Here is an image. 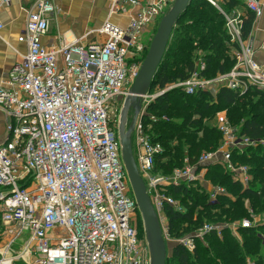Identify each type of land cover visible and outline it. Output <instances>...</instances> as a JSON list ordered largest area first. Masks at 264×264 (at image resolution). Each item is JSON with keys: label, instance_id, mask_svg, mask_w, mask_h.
Returning <instances> with one entry per match:
<instances>
[{"label": "built area", "instance_id": "obj_1", "mask_svg": "<svg viewBox=\"0 0 264 264\" xmlns=\"http://www.w3.org/2000/svg\"><path fill=\"white\" fill-rule=\"evenodd\" d=\"M208 1L218 6L216 0ZM243 1L255 17L264 14V0ZM11 2L0 0V15ZM57 2L33 0L19 36L27 52L0 80V223L11 231L0 250V264H151L145 233L138 229L140 211L118 130L124 100L148 51L143 34L175 0H112L109 18L97 31L102 39L64 38L47 47L42 38ZM114 15H126L128 23L112 22ZM244 18L239 12L226 15L233 39H242ZM3 27L0 21V32ZM255 53L254 45L244 41L228 72L209 78L203 73L205 61H200L186 80L142 96L132 133L134 152L170 245L194 251L197 241L211 233L264 225V217L256 224L249 219L225 225L205 222L194 232L172 238L166 215L167 206L184 210L168 193L170 187L198 185L207 190L211 202L226 192L205 179L209 165L225 163L233 179L248 187L253 179L250 169L235 165L232 155L247 146L264 148V138L236 137L224 124L223 147L202 153L196 163L186 158L183 167L162 174L155 172V164L164 147L148 132L159 120L149 107L169 89L188 95L213 88L216 93L220 87L240 95L251 88L264 89V65ZM133 115H128V123ZM19 241L22 246L16 250Z\"/></svg>", "mask_w": 264, "mask_h": 264}, {"label": "trees", "instance_id": "obj_2", "mask_svg": "<svg viewBox=\"0 0 264 264\" xmlns=\"http://www.w3.org/2000/svg\"><path fill=\"white\" fill-rule=\"evenodd\" d=\"M208 2V0H190L186 12L173 29L150 92H153L155 87L163 89L179 80L189 78L196 67L197 61L194 56L198 49L206 48L208 52H205L203 57L206 63L203 72L205 76L212 78L232 69L234 60L216 63L217 54L209 53L211 50L219 49L222 44L218 41L220 38L230 42L226 28L223 27L225 19L222 13L211 7L214 19L213 17L188 19L196 12L193 8L194 3L208 4ZM237 4L239 0L223 1V6L229 12H232ZM207 6L210 7V4ZM254 18L255 14L252 12L248 11L245 15L242 38L249 35ZM199 24L208 26L206 25L205 30ZM235 46L238 48L239 45ZM173 91H177L176 96L173 95ZM254 95L263 99L253 101L251 97ZM258 107H261L262 111L259 112ZM214 108H226L232 111L238 108V111L249 113L244 120L240 117L237 121L233 116L234 113H230L229 118L232 124L240 125L241 136L251 139L264 138V89L251 88L244 95H240L239 92L227 87H220L215 96L209 91L195 95H188L181 89L167 91L149 107V113L157 115L159 120L152 124L148 132L154 141L160 142L164 147L163 153L156 158L155 172L169 174L174 169L183 167L185 158L191 163H196L202 149L218 148L222 134L217 128L211 130L205 128L203 136H198L200 125L211 111H216ZM177 112L181 116L178 121L171 117ZM166 113L169 119L163 118ZM239 121L241 123H238ZM149 122V119H146V123ZM185 142L188 145L186 149L180 145ZM232 160L251 167L253 179L248 187L245 188L238 181H234L231 174L217 164L207 167L206 178L213 184L226 186L236 199L220 194L216 201L211 202L209 193L201 192V187L198 185L184 183L169 188L168 193L179 199L184 208L183 211H177L172 206L166 207L172 238L194 232L205 221L220 222L223 218L226 221H234L248 216L244 198H249L255 207L263 209L264 212V148L258 145L245 147L241 152L234 150ZM137 223L139 232L143 235V222L139 213ZM239 233L242 235V242L232 235L229 228L223 230L222 238L216 233H211L204 240L197 241L194 251H189L182 245L172 244L171 247L169 246L166 264H248L247 259L254 260L256 264H264V225L239 228Z\"/></svg>", "mask_w": 264, "mask_h": 264}, {"label": "crops", "instance_id": "obj_3", "mask_svg": "<svg viewBox=\"0 0 264 264\" xmlns=\"http://www.w3.org/2000/svg\"><path fill=\"white\" fill-rule=\"evenodd\" d=\"M112 0H58V10L54 13L48 33L42 38L47 47L58 45L64 38L71 40L80 38L83 42L102 39L98 29L109 18V9ZM33 0H12L0 15L4 24L0 32V80L8 75L12 67L21 60L27 52V46L19 41V36L25 28L28 12ZM247 15V7L243 0L232 10ZM115 17L112 16L111 20ZM122 26L128 23L116 22ZM251 42L255 49V58L264 65V14L254 18L249 35L244 38Z\"/></svg>", "mask_w": 264, "mask_h": 264}, {"label": "water", "instance_id": "obj_4", "mask_svg": "<svg viewBox=\"0 0 264 264\" xmlns=\"http://www.w3.org/2000/svg\"><path fill=\"white\" fill-rule=\"evenodd\" d=\"M190 0H175L170 10L163 16L142 63L140 72L124 100L120 113L119 137L122 156L132 190L136 197L143 222L144 233L150 249L151 264H166L168 257L167 241L164 238L158 213L147 192L142 178L133 144V130L136 116L141 109L142 96L150 92L154 77L163 61L174 27L186 12ZM134 115L128 123V115Z\"/></svg>", "mask_w": 264, "mask_h": 264}, {"label": "rangeland", "instance_id": "obj_5", "mask_svg": "<svg viewBox=\"0 0 264 264\" xmlns=\"http://www.w3.org/2000/svg\"><path fill=\"white\" fill-rule=\"evenodd\" d=\"M216 1H217V4H218L219 7L213 5V4L209 3V2H208V4H210V7L207 6L208 4H199V3L196 4V3H194L193 4V8L196 9V12H195L194 15L189 16L188 19H194L195 17H205L206 19H211L213 17L212 19H214V14L212 12V8H215L220 13H222V15H223V17L225 19V24H223V27L226 28V15L231 14V12H229V10H227V8L225 6H223V1L224 0H216ZM204 5H206V6H204ZM221 9L223 10V12L221 11ZM163 16L164 15H161V16L157 17L156 22L154 24V27L152 29L146 31L143 34V42L146 45H148V49L150 47V44L152 42V39L154 38V35L156 34V31L158 29V26H159L160 21L163 18ZM126 18H127L126 15H115V17L112 20V22H114V23H116V22L125 23ZM199 25H200V27L202 29H205V30H206V28L208 26L207 24H199ZM225 30L227 31V29H225ZM227 34L230 37V42H225V40L223 38H220L218 41L219 42H222V44L219 47V49L218 50H211V52H209V53H216L217 54L216 63H218V62L219 63H224V62H230V61H233L234 60V64H235L236 55H237L238 49L242 45V42H244L245 40H244V38H242V39H233L228 31H227ZM236 44L239 45L238 48L235 46ZM205 52H207V49L206 48L198 49L197 52L195 53L196 56H194L195 57V60L197 62L203 61L204 60L203 57L205 56ZM168 86H171V84L168 85ZM163 89H165V88H163ZM176 89L177 88H172V89H169V91L176 90ZM160 90H162V88L160 89L159 87H155L152 91L153 92H156V91H160ZM215 90L216 89L213 88V89L209 90V92H211V94L215 96L216 93H217V92L215 93ZM172 93H173L174 96L177 95V91H173ZM251 98H252L253 101H258L259 99L260 100L263 99L260 96H256V95L252 96ZM215 109H216V111H213V112L211 111L210 112L211 114H209V115L207 114L208 116L205 117L204 121L200 125V128L198 129V136L199 137L203 136L205 128H210V130L212 128H217L221 132V134H222L221 140H220V143L218 145V148H216V149H212V148H210V149H202V151H201L200 154H202L204 152H210V151L212 152V151L218 150V149H220L221 147H223L225 145V143L227 142V135L223 131H221V127L224 124H228L229 125V128H230L229 130L234 133V136H236V137H242L239 134L240 125H234V124H232L231 119L229 118V116L232 113H234L233 116L236 118V120L238 118H240V117H242V119L244 120L245 117L249 113L243 112V111H238L239 110L238 108L236 110H233V111L232 110H229V109H226V108H224V109L214 108V110ZM258 110H259V112L262 111L261 107H258ZM132 113H134L133 110H130V112H129L130 116H131ZM178 114L179 113L177 112V113L174 114V116H172L171 114H169V115H171V117L176 118L175 120L178 121V120L181 119V116H179ZM166 115H167V113L165 115H163V117H165L164 119H169L168 118V115L167 116ZM195 117H197V116H195ZM174 118H172V119H174ZM130 121H131V119H130ZM238 123H241V122L239 121ZM180 145H182V147H184V149H186L188 147V145H187L186 142L183 143V144H180ZM247 147H254V146H247ZM255 147H257V146H255ZM240 152H241V150H240ZM185 162H186V158H185ZM233 163L235 165L238 164V165L248 166L247 164H242V163H239V162H234L233 161ZM217 165H220L224 169V171L227 168V165L225 163H220V164H217ZM248 167H249V169L251 171V167L250 166H248ZM228 173H230V172H228ZM206 174H207V171L204 173V175H205V179L208 180L206 178ZM231 177L233 179V175L232 174H231ZM214 185L220 186V187L224 188L226 190V192L223 193L224 195L229 196V197L232 196L233 199H236V198H234V196L232 194L229 193V191L226 188V186L221 185V184H219V185L214 184ZM203 191H206L207 192V190H203ZM218 196L216 197V200L218 199ZM209 200L212 201V198H211L210 195H209ZM181 204H182V202H181ZM182 206H183V204H182ZM244 206H245V208L247 210L248 216L239 218V219L234 220V221H226V220H224L225 218H223L220 222H210V223H220L222 225H225L226 223L242 222L244 219H249L250 221H252V223H255L256 224L257 219L264 217V212H262L263 209L260 210L257 207H255V205H253L252 201L249 198H244ZM205 222H209V221H205ZM7 230H8L7 227H5L2 223H0V250H2L4 248L5 243H7V241L10 239L11 234L9 235V233H11V231H7ZM223 230H222V232H223ZM231 233H232V235H235L240 242H242V235L239 233V231H236V232L231 231ZM218 236L222 238V233H221V235H218ZM21 246H22V242L19 241L16 244L15 249L16 250H19V249H21ZM169 246H170V243L167 242V248H168V250L171 247V246L170 247ZM263 251H264V249H263ZM34 259H35V257L33 258V260ZM18 263L19 264H26V263H24L22 261H20ZM247 263L248 264H256L254 262V260H252V259H247ZM221 264H227V263H221Z\"/></svg>", "mask_w": 264, "mask_h": 264}]
</instances>
